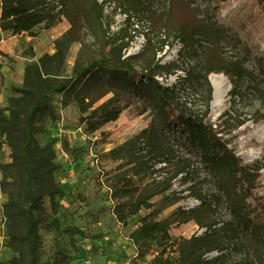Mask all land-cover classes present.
Listing matches in <instances>:
<instances>
[{
  "label": "rangeland",
  "instance_id": "obj_1",
  "mask_svg": "<svg viewBox=\"0 0 264 264\" xmlns=\"http://www.w3.org/2000/svg\"><path fill=\"white\" fill-rule=\"evenodd\" d=\"M187 4L200 19L211 6L210 0H108L102 27L89 2L75 0L58 24L40 27L38 37L30 42L26 35L13 40L10 31L4 32L12 50L0 56V110L6 116L14 113L19 128L0 123V264L31 262L29 211L35 221L32 264H131L134 260L149 264L157 252L137 259L130 235L151 210L142 207L124 221L116 214L117 201L131 202L138 197L167 204L158 220H174L170 216L178 209L192 210L200 207V199L213 200V210L198 212L196 222L174 223L172 241L202 235L207 229L204 225L211 224L223 250L210 253L209 258L223 254V264H264L261 244L225 229L232 216L219 189V177L203 164L181 126L167 120L160 104L163 90L149 79L173 90L170 97L177 108L208 121L245 164L259 168L261 184L256 193L263 195L264 33L255 41L258 53L238 41L229 28L221 35L215 45L218 51L229 59L244 60L253 76L246 79L239 96L229 95V85L222 105L215 106L210 76L229 80L224 74L207 76L206 42L200 38L194 50L183 49L168 22ZM65 36L71 42L60 63L53 56L57 41ZM13 41L17 46L12 48ZM107 42L115 45L116 58L138 73L135 85L122 73L114 75L99 68L86 75L82 86L49 93L56 117L38 115L34 137L28 143L31 188L36 197V205L31 206L26 193L28 174L12 164L22 156L18 147L26 144V116L34 99L23 97L15 88H26V68L39 64L51 72L40 80L43 88L74 82L77 67L104 58ZM32 78L36 80V73ZM141 80L146 85L137 86ZM115 95L126 100L125 111L117 121L89 132L80 118ZM16 99L21 101L15 103ZM141 133L143 139L129 159L134 163L119 158L124 152L113 153ZM127 180L138 191L117 192ZM172 249L168 248L166 256Z\"/></svg>",
  "mask_w": 264,
  "mask_h": 264
},
{
  "label": "trees",
  "instance_id": "obj_2",
  "mask_svg": "<svg viewBox=\"0 0 264 264\" xmlns=\"http://www.w3.org/2000/svg\"><path fill=\"white\" fill-rule=\"evenodd\" d=\"M84 1L89 2L94 18L103 27V21L106 17L104 5L108 0H104L102 3L98 0ZM113 1L126 2V0ZM130 1L137 3L140 0ZM74 2L75 0H0V29L4 31L14 30L15 34H28L31 37H36L40 27L50 28L58 24L62 15H66L70 11V6ZM210 3L211 6L207 10L204 19H200L195 12L196 9L187 4L188 7L184 11L176 13L168 22L176 31L179 41L183 44V49L194 50L195 44L200 38L206 42L204 53L209 52L207 54L209 65L207 76L211 73L224 74L231 84L229 95L232 97L239 96L242 93L241 89L246 79L253 76V73L249 71L244 60L241 58L229 59L223 56L215 45L220 41L219 38L224 34L226 28H229L238 41L258 53L259 48L255 41L264 33V0H210ZM173 8L176 9V5H173ZM225 11H228V13L224 16ZM65 39L66 36L57 41V52L53 56L60 63L64 62L71 42ZM115 48V45L107 42L104 49V58L93 61L85 68L82 66L77 67L74 82L68 80L56 89L54 87L43 88L40 80L43 75L48 76L51 72L46 71L39 64L30 65L26 68V88H15L16 92L24 95L23 97L27 96L32 100L34 99L33 108L26 116L27 128L24 134L26 144L23 147H18L22 148V156L18 155L12 164H17L28 174L26 193L31 206L36 205V197L31 188L32 176L28 143L34 137L35 118L38 115L45 114L56 117L54 108L49 102V93L53 90L65 92L66 89L76 88L79 84L82 86L86 75L92 70L104 68L110 70L114 75L122 73L127 76L128 81L135 85L138 73L128 69L124 62L116 58ZM261 54L264 55V52ZM1 55H3L2 51H0ZM35 73L36 80L32 78ZM149 79L153 80L163 90L160 104L167 120L181 126L182 130L187 133V139L200 153L203 164L219 177V189L225 196L227 207L232 216V221L225 225V229L237 237L240 234L251 237L257 244H261L264 249V185L262 186L263 195L256 193L261 184L258 181L260 177L259 168H256L255 164H245L208 121L198 119L183 109L177 108L170 97L173 90L169 87H163L159 81L151 77ZM142 84L146 85L141 80L137 86ZM20 101L21 99H16L15 103ZM127 106L123 97L115 95L94 108L89 115L82 116L80 121L86 125L89 132H96L103 126L117 121ZM261 120H256L255 123H259ZM0 123L5 124L6 127L10 125L19 128L12 112L11 116H6L2 115L0 110ZM143 133L117 147L113 150V153L124 152L125 154L119 156V158L126 160L129 164L134 163L129 161L131 152L143 139ZM127 185L128 187H126ZM119 190L117 192L128 194L138 191V187L131 185L130 180H127L123 189ZM200 200L201 205L198 208L192 210L178 209L172 213L170 217L174 220H170V218L158 220L156 218L164 208L168 207L165 203H151L148 199L142 197H138L131 202L117 201L116 214L120 221H124L126 216L138 213L142 207L151 210V213L141 221L130 235V241L138 252L136 258L143 259L150 252H157L149 264H223V254L213 258L208 257L212 252L221 253L223 250L211 224L204 225L207 229L202 235L172 241L171 229L174 223L196 222L198 212L213 210L215 205L213 200L207 198ZM28 215L27 239L32 245L30 251L31 262L29 264H32L35 257L34 239L32 237L35 221L31 211ZM169 247L173 249L166 256ZM171 254H174V256L172 257ZM10 264H17V262L13 260ZM131 264H138V262L134 260Z\"/></svg>",
  "mask_w": 264,
  "mask_h": 264
},
{
  "label": "bare ground",
  "instance_id": "obj_3",
  "mask_svg": "<svg viewBox=\"0 0 264 264\" xmlns=\"http://www.w3.org/2000/svg\"><path fill=\"white\" fill-rule=\"evenodd\" d=\"M211 83L214 88V104L215 106H220L222 105L224 98L226 97V94L228 92L229 83L224 77L218 75H213L211 77ZM261 141H264V136Z\"/></svg>",
  "mask_w": 264,
  "mask_h": 264
},
{
  "label": "crops",
  "instance_id": "obj_4",
  "mask_svg": "<svg viewBox=\"0 0 264 264\" xmlns=\"http://www.w3.org/2000/svg\"><path fill=\"white\" fill-rule=\"evenodd\" d=\"M0 15H1V9H0ZM6 31H10V30H6ZM4 30H1L0 29V37H1V41H0V51L4 52L5 54L11 52V47H10V44L7 43V41L5 40V38L3 37L4 36ZM10 35L12 36L11 39L15 40L17 37H23V36H27V40L28 42H30L31 40L35 39L36 37H38V35L36 37H31L29 36L28 34H15V31L12 30L10 31ZM2 43L5 44V46H2ZM17 46V42H14L12 43V48ZM6 68V66H5ZM21 82V81H20Z\"/></svg>",
  "mask_w": 264,
  "mask_h": 264
},
{
  "label": "water",
  "instance_id": "obj_5",
  "mask_svg": "<svg viewBox=\"0 0 264 264\" xmlns=\"http://www.w3.org/2000/svg\"><path fill=\"white\" fill-rule=\"evenodd\" d=\"M211 77H212V75L210 76V80H211ZM229 85H231L230 82H229Z\"/></svg>",
  "mask_w": 264,
  "mask_h": 264
}]
</instances>
